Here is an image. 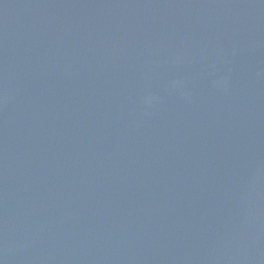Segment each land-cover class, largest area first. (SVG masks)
I'll return each mask as SVG.
<instances>
[{
    "label": "water",
    "instance_id": "water-1",
    "mask_svg": "<svg viewBox=\"0 0 264 264\" xmlns=\"http://www.w3.org/2000/svg\"><path fill=\"white\" fill-rule=\"evenodd\" d=\"M0 264H264V0H0Z\"/></svg>",
    "mask_w": 264,
    "mask_h": 264
}]
</instances>
